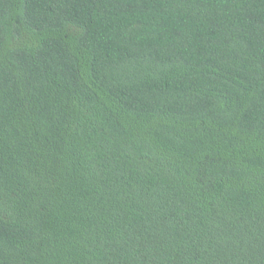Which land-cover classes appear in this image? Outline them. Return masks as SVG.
<instances>
[{
  "label": "trees",
  "instance_id": "1",
  "mask_svg": "<svg viewBox=\"0 0 264 264\" xmlns=\"http://www.w3.org/2000/svg\"><path fill=\"white\" fill-rule=\"evenodd\" d=\"M0 264H264V0H0Z\"/></svg>",
  "mask_w": 264,
  "mask_h": 264
}]
</instances>
